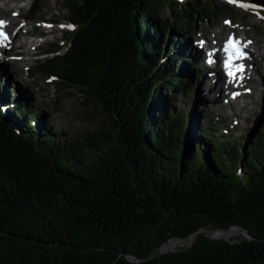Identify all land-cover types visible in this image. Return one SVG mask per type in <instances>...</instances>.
I'll return each mask as SVG.
<instances>
[{"label": "trees", "instance_id": "1", "mask_svg": "<svg viewBox=\"0 0 264 264\" xmlns=\"http://www.w3.org/2000/svg\"><path fill=\"white\" fill-rule=\"evenodd\" d=\"M62 6L73 32L36 71L81 92L93 125L62 135L24 94L17 106L0 94V264H264V128L247 143L210 125L188 137L192 104L168 106L199 79L173 32L215 3ZM231 225L252 238L198 235L152 257L173 237Z\"/></svg>", "mask_w": 264, "mask_h": 264}, {"label": "rangeland", "instance_id": "2", "mask_svg": "<svg viewBox=\"0 0 264 264\" xmlns=\"http://www.w3.org/2000/svg\"><path fill=\"white\" fill-rule=\"evenodd\" d=\"M202 1L215 3L216 12L208 13L209 18L202 21L195 15L189 22L183 24L185 32L176 30L172 36L175 38V50L181 51V54L192 59L193 64L187 65L185 69L193 70L196 78L199 77V79L198 82L196 80L193 82L195 85L193 88L191 86L187 88L185 97L178 94L176 99H168V106L174 111V115H178L192 104L186 130L187 136H191V133L197 135L200 130L210 125L221 137H232L247 143L248 136L254 138L264 128V53L259 51V54L255 56H247L246 63L238 65L243 69L247 67V72L240 70L239 73L233 75V78H229L226 77V73L229 75L228 70L223 69L220 72L217 69V65L221 66L218 61L215 65L208 59L207 54L209 53L204 48V40L201 38L205 35L210 37L212 46L207 44L212 47L213 56L219 54L217 53L219 44L214 45L216 33L221 37L220 45L225 44V39L229 34L235 33L239 38H243L244 35L245 45L251 51L261 50L262 43H264V0ZM1 3L3 0H0ZM23 3L27 1L24 0ZM25 8L21 11L16 5L11 4L7 9H0V18L9 20L14 17L17 24L9 23L8 29L12 36H16L15 42L17 40L20 42L25 37H37L43 40L42 45L37 49L34 48L33 55L27 56L29 62L27 61L26 64L28 65L10 64L12 57L9 59L7 54H2L4 56L3 60H1L2 56L0 58L2 99L7 98L8 90L11 103L17 106L15 96L20 98L24 94L23 102L27 103L25 106L31 112L42 114L50 125V130H56L62 135H77L93 125L91 118L87 115L88 106L85 97L77 89L67 88L63 91V86L58 85L53 77L36 71L39 59L49 56L43 54L48 43L53 41L65 45L69 39L67 33L73 32V28L65 17L67 11L62 6V0H32ZM177 10L176 8L169 9L168 17L177 19L179 17ZM17 11L21 14L14 16L13 12ZM55 18L58 21L53 20ZM42 19L49 23L45 27H54L56 32L45 31L44 36L26 35L27 28L34 33H37L40 27L44 28L42 22H38ZM26 22V26L22 27ZM223 26L225 29H222ZM17 48L20 49V47ZM222 48L220 54L223 53ZM9 50L11 49H8V52ZM246 53L249 52H244V55ZM20 70L24 76L23 81L12 76V72L19 73ZM163 93L169 96L165 90ZM228 97H230L229 100ZM242 133H246L247 136L242 137ZM242 235L241 232H237L229 237L236 238ZM185 245L187 243L178 247Z\"/></svg>", "mask_w": 264, "mask_h": 264}, {"label": "bare ground", "instance_id": "3", "mask_svg": "<svg viewBox=\"0 0 264 264\" xmlns=\"http://www.w3.org/2000/svg\"><path fill=\"white\" fill-rule=\"evenodd\" d=\"M23 1L24 0H3V3H1L0 4V9H7L11 4H14V6L16 5V7L18 8V9H21V11H22V9H24L25 8V6H27V5H29L30 3H31V1L32 0H25V1H27V3H23ZM2 2V1H1ZM13 8V7H12ZM26 9V8H25ZM17 10V9H16ZM19 13L21 14V12H19V11H17V12H13V14H14V16H18L19 15ZM31 14V13H30ZM25 16V15H24ZM27 16V15H26ZM32 16V15H31ZM44 16V15H43ZM28 17V16H27ZM30 17V16H29ZM54 17V16H53ZM33 18V17H32ZM51 18V17H50ZM57 18V17H56ZM53 19V20H55V21H58L57 19ZM28 19V18H27ZM37 19V18H36ZM41 19V18H40ZM52 19V18H51ZM22 21V20H21ZM20 21V22H21ZM27 21V20H26ZM5 26H6V28L8 29V25H9V23L11 24H17L16 23V21H15V19H14V17H12L11 19H9V20H5ZM38 22H42V24L44 25V28H42L41 29V27H40V30L37 32V33H34V32H32L31 30H29V28H27L26 29V35L28 34V36L29 35H33V34H41V35H45V31H49V32H56L55 30V28L53 27V28H51V27H45V26H48L49 25V23H48V21H45V20H38ZM50 22V21H49ZM19 23V22H18ZM26 24H27V22L26 23H24L23 24V26L22 27H24V26H26ZM57 26V25H56ZM36 28H38V27H36ZM59 28V27H58ZM20 29H21V27H20ZM222 29H225V27L223 26V28ZM37 30V29H36ZM24 35V34H23ZM15 39H16V36L14 35L13 36V41L11 42V44H8V45H6V46H1L0 47V53L1 54H7L8 56H9V59H10V64H19V65H28V64H26L27 63V61H28V59L29 58H27V56H31V55H33L34 54V48L35 49H37L38 47H40L41 45H42V41L43 40H41V39H38L37 37H33V38H30V37H25V38H23L20 42H18V40L15 42ZM248 39V38H247ZM252 39V38H251ZM201 40H204L203 41V43H204V48L208 51V53L211 55V56H213L211 53V49H212V47H210L209 45H211L212 46V41H211V39H210V37L209 36H207V35H205V36H203L202 38H201ZM207 42H206V41ZM215 43H214V45L215 44H219V46H218V50L223 46V45H220V40H221V37L219 36V34L218 33H216V38H215ZM209 45H208V44ZM238 43H240V45L244 48L243 50H246V51H248L249 53H250V55L252 56V55H256L257 53L259 54V51H261L262 53H264V43H262V46H261V50H258V51H255L254 49L251 51L249 48H247L246 46L247 45H245V39H244V35H243V38L241 37V38H239L238 37ZM17 47H20V49L19 48H17ZM8 49H11V50H9V52H8ZM203 50V49H202ZM220 52V51H219ZM219 52H217V53H219ZM1 56L2 55H0V58H1ZM214 58H219L218 57V54H216L215 56H213ZM3 58H4V56H2V58H1V60H3ZM238 60V59H237ZM29 62V61H28ZM246 62V60L245 59H243L242 60V63L244 64ZM19 68V67H18ZM24 68V67H23ZM235 68H237V66L235 67ZM22 69V68H21ZM217 69L221 72V71H223V69H222V67H217ZM244 70V72L246 73L247 72V70H248V68L246 67L245 69H243ZM232 72V71H231ZM234 73V75H236L237 73H239V71H234L233 72ZM12 76L14 77V78H18V79H20L21 81H23L24 80V76L22 75V72H21V70L19 71V73H13L12 72ZM226 77H229V78H233V75H228L227 73H226ZM229 78H228V80H229ZM249 78H251V76L249 77ZM218 82H219V79L217 80ZM230 81V80H229ZM220 83V82H219ZM228 85H229V83H227ZM230 86V85H229ZM221 88V87H220ZM222 90H223V88H222ZM46 94V93H45ZM230 99V97H228V100ZM230 103H232L231 101H230ZM235 233H237V231L236 230H228V231H224L223 232V234L225 235V236H227V237H229V236H231V235H234ZM191 241V239H175V240H171V241H169V242H167L166 244H165V246H168V247H172V248H174V247H178V246H181V245H184V244H186V243H188V242H190Z\"/></svg>", "mask_w": 264, "mask_h": 264}, {"label": "water", "instance_id": "4", "mask_svg": "<svg viewBox=\"0 0 264 264\" xmlns=\"http://www.w3.org/2000/svg\"><path fill=\"white\" fill-rule=\"evenodd\" d=\"M228 230H236L237 232H241L245 237L252 238V235L250 234V232L247 229H245L243 226L231 225V226L223 227V228L217 227V228L201 229V230L195 232L194 234H192L188 237H184V238L173 237V238L169 239L167 242H169L171 240H175V239H186L187 238V239H191V241L189 243H187L188 245H190L198 235H207V236H210L212 238H228L227 236H225L223 234L224 231H228ZM167 242L163 243V245L152 255V257L159 256V255L166 253L170 250H175V248L165 246V244ZM129 258L131 260H135V261L139 260L133 256H130V255H129Z\"/></svg>", "mask_w": 264, "mask_h": 264}, {"label": "snow or ice", "instance_id": "5", "mask_svg": "<svg viewBox=\"0 0 264 264\" xmlns=\"http://www.w3.org/2000/svg\"><path fill=\"white\" fill-rule=\"evenodd\" d=\"M5 23H6L5 21L0 20V27H2ZM5 36H6V34L2 31H0V37H5ZM237 45H238V41H235L234 38L229 40V46L232 48H235L236 51L239 52L240 49L238 48ZM240 70H242V67L237 68V71H240ZM229 75H234V73L230 72Z\"/></svg>", "mask_w": 264, "mask_h": 264}]
</instances>
